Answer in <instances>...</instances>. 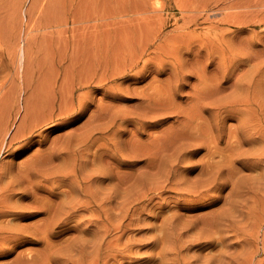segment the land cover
<instances>
[{"label": "rangeland", "instance_id": "obj_1", "mask_svg": "<svg viewBox=\"0 0 264 264\" xmlns=\"http://www.w3.org/2000/svg\"><path fill=\"white\" fill-rule=\"evenodd\" d=\"M60 32L71 34L79 44H72L71 40L69 44L55 46V41L43 40V36L56 37ZM76 46L90 52V64L75 77L69 75L68 83L89 81L91 86L77 93L87 95L90 107L68 127L51 133L47 127L61 120L46 122L32 144L29 146L32 140L27 144V151L16 155L12 148L20 142L14 143L12 148L8 143L20 126L27 96L35 91L34 83L38 80L35 68L53 60V55L56 59L58 55L59 58L65 56L64 66L69 65ZM23 49L27 54L25 59L19 56ZM99 51L111 53L112 58L105 61L102 68H96L94 77H83V71L95 70L93 55ZM23 61L27 64L26 76L20 72ZM122 72L124 76H119ZM107 74L112 76L110 81L97 84ZM116 94L119 97L115 100L113 95ZM116 111L124 116V122L103 135L96 134V144L90 151L94 154L102 147H112L113 154L101 161L102 167L113 163L114 157L132 160L137 152L169 145L184 129L197 130L202 134L197 135L202 143L195 145L197 164L191 177L202 165L206 169L214 168L218 179L204 198L216 196L218 192L222 199L226 197L238 179L253 174L241 167V162L251 158V142L238 130L264 129V0H0V133L8 127V132L0 135V166H14L17 171L28 157L45 149L58 135L73 133L75 143L77 134L82 131L76 128L91 116L111 117ZM121 131L122 137L116 138ZM235 132L239 133L237 137L232 136ZM214 138H219L215 149ZM207 145L215 153L207 155ZM180 166L185 164L179 162L176 169ZM121 172L126 173V170ZM24 182L25 186L27 182ZM22 189L23 186L17 191ZM153 195V203L146 202L147 209L142 216L155 211L169 213L167 210L173 209L169 205H173L174 199H188L187 195L170 192L158 199ZM221 198L214 206L188 214L208 215L214 209L224 211L220 210L224 204ZM142 202L139 205L145 200ZM18 203L27 202L19 200ZM252 209L248 206L242 211L249 213ZM37 211L40 209H30L25 219L13 220L14 224L23 226V230L16 236L17 240L8 244L12 250L7 260H13L20 253L35 254L43 248L42 244L34 243L41 240V232L25 227L31 224L38 229L45 222L48 215ZM178 211L174 224L183 222L181 213L184 211L179 208ZM64 217L56 219L59 227L54 230L60 234L52 238L53 244L67 241L73 234L71 222L61 224ZM246 217L235 224L237 233L253 222ZM137 226H131L129 231L136 238L140 237V242L133 237L130 240L138 247L134 257L141 259L151 253L146 247L139 248L143 244L142 237H147L150 231H143L148 225ZM225 233L228 250L219 244L212 245L213 240L202 238L190 250H184L183 255L203 259L222 250L226 255L232 254L233 264H243L247 246L242 236L227 231L224 236ZM186 240L183 236L180 243Z\"/></svg>", "mask_w": 264, "mask_h": 264}, {"label": "bare ground", "instance_id": "obj_2", "mask_svg": "<svg viewBox=\"0 0 264 264\" xmlns=\"http://www.w3.org/2000/svg\"><path fill=\"white\" fill-rule=\"evenodd\" d=\"M57 35L56 37L42 36L44 41H55V46L59 43L69 44L71 40L72 44H79L71 34L63 35L60 32ZM89 53L86 48L80 50L76 46L69 65L64 66L67 60L65 56L59 58L58 55L56 59L53 55V60L46 61V65L35 68V73L38 74V80L33 87L35 91L27 96L20 126L17 127L8 143L12 148L14 143L20 142L12 148L16 155L27 151V144L34 136L40 134L38 131L46 122L61 120L60 123H52L47 127L48 133H51L68 127L80 117L79 114L90 107L87 95L77 93L81 89L90 87L89 81L79 80L68 83L69 75L75 77V74L86 69L90 64ZM23 54L19 56L25 59L27 54L24 49ZM93 57L95 70L90 73L83 71V77H94L97 73L96 68H102L105 61L111 59L112 55L109 52L99 51ZM129 67L132 68L133 64ZM20 72L26 76V61L20 65ZM44 73L47 75L42 79ZM119 76H124V73L122 72ZM111 77L107 74L97 84L102 85L110 81ZM118 97L117 94L113 95L115 100ZM123 122L124 116L118 111L111 117L91 116L82 126L76 128V131H82L77 134L75 143H73L75 140L73 133L71 136L69 132L61 134L45 149L28 157L24 166L18 167L17 171L14 166H0L2 168L0 170V264H125L131 262L192 264L202 258L185 256L184 250L196 245L195 243L202 238L209 242L213 240L212 245L219 244L225 247L227 236L223 233L226 231L239 233L243 242L246 243V257L243 258V264H264V129L238 130L251 142L249 155L251 158L241 162V167L253 171V174L238 179L223 200L220 192L216 193L218 194L216 196L204 198L218 179L214 174V168L206 169L202 165L191 177L197 164L194 161V151L198 149L195 145L202 140L198 138L197 135L202 136V134L197 130L184 129L178 138L171 140L169 145L147 152H137L132 156L134 158L132 160L114 157L113 163L102 167L101 161L111 156L113 150L112 147H102L91 154L90 151L96 144L94 136L103 135ZM6 132L8 127L1 131L0 135L4 136ZM238 132L232 136L237 137ZM122 135L121 131L116 138H121ZM44 139H47V135ZM218 141L219 138H214V149ZM32 142L33 140L29 146ZM133 143L135 144L136 141ZM211 149L207 145V155L215 153ZM179 162H183L185 166L176 169ZM121 170H126V173H122ZM24 181L27 182L25 186ZM22 186L23 189L17 191ZM167 192L180 196L187 195L188 199L185 200L184 197L174 199L173 205L169 203L171 201L169 200L167 204H170L169 207L173 206V209L168 207L169 210L165 207L169 213H155V211L149 216H142V212L147 209L146 202L154 200L152 194L158 199ZM220 198L224 203L220 210L224 211L219 212V209H214L208 215L188 214L191 211L214 206ZM233 198L236 199L233 200ZM143 199L145 203L139 205ZM19 200L27 203L18 205ZM226 206H229L227 210ZM248 206L253 207L252 211L243 212L242 208ZM178 208L184 211L181 213L183 222L174 224V217L179 212ZM30 209H40L36 213L48 215L38 229L33 228L31 224L25 225L29 229L41 232V240L34 243L42 244L43 248L35 254L31 251L20 253L9 261L7 257L12 247L8 244L12 240H17L19 237L16 236L23 230V226L14 224L13 220L25 219L30 215ZM61 215L65 216L64 221L61 222L62 225L68 222L73 224L71 228L67 227L73 234L67 241L53 244L52 238H58L60 234V231L54 229L59 227L56 219ZM245 216L253 219V222L237 233L235 224L239 219L244 220ZM158 221H160L159 224H157ZM140 223L144 226L148 225L143 231L148 230L152 233L149 237L147 234L150 232L146 233L147 237H142L143 244L139 248L146 247L151 253L137 259L134 257V252L138 247L130 238L133 237L135 241L139 239L140 242V237L136 238L129 229L131 226L138 227ZM112 232L114 235L111 234ZM140 234L143 235V232ZM187 234H191V237ZM183 236L187 240L180 243ZM216 254L206 256L198 264H233L232 254L226 255L222 250Z\"/></svg>", "mask_w": 264, "mask_h": 264}]
</instances>
